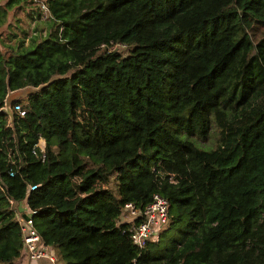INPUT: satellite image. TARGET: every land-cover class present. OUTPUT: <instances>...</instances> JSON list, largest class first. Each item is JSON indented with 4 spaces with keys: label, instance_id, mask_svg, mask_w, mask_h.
<instances>
[{
    "label": "trees",
    "instance_id": "16d2710c",
    "mask_svg": "<svg viewBox=\"0 0 264 264\" xmlns=\"http://www.w3.org/2000/svg\"><path fill=\"white\" fill-rule=\"evenodd\" d=\"M43 2L46 32L0 47V103L38 86L0 111V264L24 257L7 196L60 264H264V0ZM154 192L167 221L139 253L122 204Z\"/></svg>",
    "mask_w": 264,
    "mask_h": 264
},
{
    "label": "built area",
    "instance_id": "2783aa9c",
    "mask_svg": "<svg viewBox=\"0 0 264 264\" xmlns=\"http://www.w3.org/2000/svg\"><path fill=\"white\" fill-rule=\"evenodd\" d=\"M37 3L42 15L46 16V4L43 0H38ZM100 47L106 51H112L125 48V45L119 41H110L108 44L102 43ZM15 99L20 98L6 99L4 96L0 103V111L5 113L6 125L9 126L12 125L13 112H18L19 115L24 113V109H22L20 103L18 101L16 102ZM34 145L42 150V138H38ZM35 185L31 184L29 188H33ZM0 189H4L1 179ZM7 200L14 209V215L19 225L22 251L26 263L29 264L44 260L48 264H60L56 262V255L53 248L41 240L34 226L31 216L34 213V209L28 208L22 200H14L8 196ZM19 203H21L22 209L18 208ZM167 207V199L157 192H154L151 195V199L141 207H136L132 202H124L122 204L123 215L126 217V221H129L128 237L138 252L146 244V241L157 238L158 231L167 221Z\"/></svg>",
    "mask_w": 264,
    "mask_h": 264
},
{
    "label": "rangeland",
    "instance_id": "374dc122",
    "mask_svg": "<svg viewBox=\"0 0 264 264\" xmlns=\"http://www.w3.org/2000/svg\"><path fill=\"white\" fill-rule=\"evenodd\" d=\"M4 1L5 0H0V4H3ZM37 2L38 0H21L18 4H14L7 9L4 22L0 26V39L3 42L0 43L2 51L7 49V44H13L19 38H22L23 44L26 45L30 36H39L46 32L48 29V19L46 16L42 15ZM10 31L13 32L14 36L8 33ZM253 31L255 37H257L260 35L261 28H256ZM120 50H125V48ZM29 89L30 87H27L26 90H17L13 93H9L8 97L11 99L23 98ZM77 111L79 113L77 117L82 118L84 115V108L81 107V109L79 108ZM216 135L217 130L214 125H211L207 136L203 139H198L196 143L201 147H211L214 145ZM125 218L124 215L119 217L120 220Z\"/></svg>",
    "mask_w": 264,
    "mask_h": 264
},
{
    "label": "water",
    "instance_id": "95a60500",
    "mask_svg": "<svg viewBox=\"0 0 264 264\" xmlns=\"http://www.w3.org/2000/svg\"><path fill=\"white\" fill-rule=\"evenodd\" d=\"M27 87H30V89H29L30 91H32V90H36V89L38 88V86L24 85V86H22V87L15 88V89H12V90H9V91H7L6 94H5L6 99H11V98L8 97L9 93H13V92H15V91H17V90H26ZM29 90H27V91L29 92ZM27 91H26V92H27ZM18 208H19V209H22L21 203L18 204ZM23 215H24V214H23Z\"/></svg>",
    "mask_w": 264,
    "mask_h": 264
},
{
    "label": "crops",
    "instance_id": "0c3cea01",
    "mask_svg": "<svg viewBox=\"0 0 264 264\" xmlns=\"http://www.w3.org/2000/svg\"><path fill=\"white\" fill-rule=\"evenodd\" d=\"M20 263L21 264H27L24 257H22V259L20 260ZM29 264H48V263L46 261H44V260H42V261L40 260L38 262H32V263H29Z\"/></svg>",
    "mask_w": 264,
    "mask_h": 264
}]
</instances>
